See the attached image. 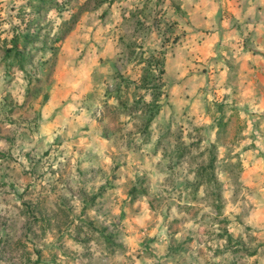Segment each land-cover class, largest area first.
<instances>
[{
  "label": "rangeland",
  "instance_id": "374dc122",
  "mask_svg": "<svg viewBox=\"0 0 264 264\" xmlns=\"http://www.w3.org/2000/svg\"><path fill=\"white\" fill-rule=\"evenodd\" d=\"M52 1L0 0V264H264V114L189 0Z\"/></svg>",
  "mask_w": 264,
  "mask_h": 264
},
{
  "label": "crops",
  "instance_id": "0c3cea01",
  "mask_svg": "<svg viewBox=\"0 0 264 264\" xmlns=\"http://www.w3.org/2000/svg\"><path fill=\"white\" fill-rule=\"evenodd\" d=\"M182 8L191 28L216 41L220 90L236 86L264 114V0H189Z\"/></svg>",
  "mask_w": 264,
  "mask_h": 264
},
{
  "label": "trees",
  "instance_id": "16d2710c",
  "mask_svg": "<svg viewBox=\"0 0 264 264\" xmlns=\"http://www.w3.org/2000/svg\"><path fill=\"white\" fill-rule=\"evenodd\" d=\"M103 0H96L97 3H102ZM27 3L28 5H33V6H36V5H52L53 4V1L52 0H27ZM83 3H87V0ZM55 4V3H54ZM34 11H38L39 9L38 8H35L33 9ZM71 29V25H69V23L67 24V22H64L63 23V27H62V30L60 29V35H64L66 34L69 30ZM36 37V33H30L29 31H26L22 34H18V35H13L10 39V45L9 47H5L4 48V55L5 56H10L11 52H13L12 56L13 57H18L19 60L21 59H24V56L23 54L21 53V51L26 47V44L28 42H30L33 38ZM58 38V37H57ZM20 40V41H18ZM20 42V43H18ZM10 54V55H9ZM159 72L162 73L163 70L162 69H159ZM212 162L209 161L206 165L200 167V177L199 180L197 181V185L200 184L201 179L202 177L207 174V178H210L212 176V173H211V170H212ZM206 179V178H205ZM133 189L131 188V192L133 193L132 191ZM133 196V195H132ZM104 239L105 241L107 242V244L109 243L110 245H112V241L111 239L109 238V234H105L104 235Z\"/></svg>",
  "mask_w": 264,
  "mask_h": 264
}]
</instances>
